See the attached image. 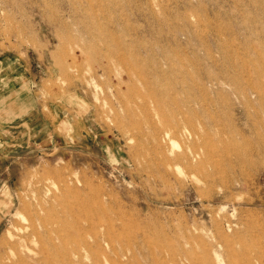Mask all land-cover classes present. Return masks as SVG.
Listing matches in <instances>:
<instances>
[{"label":"rangeland","instance_id":"1","mask_svg":"<svg viewBox=\"0 0 264 264\" xmlns=\"http://www.w3.org/2000/svg\"><path fill=\"white\" fill-rule=\"evenodd\" d=\"M41 206L47 264H264V0H0V263Z\"/></svg>","mask_w":264,"mask_h":264},{"label":"bare ground","instance_id":"2","mask_svg":"<svg viewBox=\"0 0 264 264\" xmlns=\"http://www.w3.org/2000/svg\"><path fill=\"white\" fill-rule=\"evenodd\" d=\"M160 134H161L162 138L165 139L167 136L171 135V132H169V130L163 129L160 131ZM172 141H173V138H172ZM182 155H183V153L179 154V155H175L174 159H179V158L183 157ZM138 156H140V155H138ZM142 158H143V156H142ZM170 160H171V158L166 159L167 162H170ZM79 184H81V182L73 180V190H72L73 197H78V195H80L79 190H81V187L79 186ZM73 207L77 208L78 213L84 212L86 209L85 199L81 198V201L79 203H76L74 201ZM44 209L45 208L42 206L40 207V210H39V208L36 209V212H35L36 215H35V218L33 219L35 221H32L30 226L25 228V229L21 230L19 228V230H21V232L18 236L17 235L15 236L10 230H8L6 232V235L3 236L4 239L6 238V241H4V239H3V241H1V242H3L5 245H7L9 247V251L6 253L5 258H4V260H6L7 262H5L3 260V261H1L0 264H25L27 262L28 263L29 262L30 263H38V264L43 262L44 264H47L49 262L48 256H49L50 247L48 248V246H46L45 244H43V245L41 244L39 246L40 247L39 251H35L34 249L30 248L28 245L29 241L33 242L34 244H38V243L40 244L41 243V236H43V235L45 236V233L47 234V237L51 242V243H49V245L50 244L55 245V242L53 240H55L56 237L58 239L62 238L60 235V232H61L60 227L57 228L56 226L53 227V226L49 225L50 223L48 221V217L43 213ZM41 210H42V212H41ZM45 212H46V210H45ZM22 219H24V218H22ZM15 239H17V240L15 241ZM84 242H85V239H84ZM3 243H1V245ZM16 245H19L22 248L21 251H16V248H15ZM36 246H38V245H36ZM35 249H36V247H35ZM53 253H55V252H53Z\"/></svg>","mask_w":264,"mask_h":264}]
</instances>
